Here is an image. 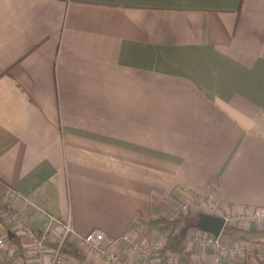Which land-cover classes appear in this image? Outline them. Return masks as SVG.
I'll return each mask as SVG.
<instances>
[{
	"label": "crops",
	"instance_id": "0c3cea01",
	"mask_svg": "<svg viewBox=\"0 0 264 264\" xmlns=\"http://www.w3.org/2000/svg\"><path fill=\"white\" fill-rule=\"evenodd\" d=\"M0 181L70 220L63 264H141L149 220L191 199L209 213V192L234 215L264 208V0H0ZM93 228L129 235L119 262L77 246ZM12 233L0 222V264H35Z\"/></svg>",
	"mask_w": 264,
	"mask_h": 264
},
{
	"label": "built area",
	"instance_id": "2783aa9c",
	"mask_svg": "<svg viewBox=\"0 0 264 264\" xmlns=\"http://www.w3.org/2000/svg\"><path fill=\"white\" fill-rule=\"evenodd\" d=\"M20 198L37 212L43 214L45 221L41 230L28 226L22 219L21 213L15 204L16 200ZM192 201L194 200H184L168 219L171 220L179 214L187 212ZM196 202L207 205L210 210L209 213L222 217L224 226L227 224L236 225L240 221L264 225V208L253 209L251 213L245 216L234 215L219 201L215 200L211 192L204 197H198ZM0 222L5 224L14 234L23 235L26 254L32 257L35 264L64 263L65 255L62 254V246L75 233L70 220L57 217L37 203L21 196L13 187L5 185L1 181ZM221 231L214 235L199 229L196 233L186 236L185 242L189 253L186 255V259L189 264H237L243 262L242 260L252 262L255 260L256 253L263 251L255 243H250L242 237L224 236ZM165 234V232L159 233L149 247L141 249V254L144 257L141 264H150L149 255L152 252L157 254L160 252ZM76 238L78 240L77 245L83 252H96L105 261L111 263L119 262V256L114 251L113 244L117 240H130L127 233L117 238L107 235L100 228H93L83 234L77 233ZM0 246H6L2 235H0ZM134 246L136 247V245ZM209 254L215 257L214 261L208 258Z\"/></svg>",
	"mask_w": 264,
	"mask_h": 264
},
{
	"label": "trees",
	"instance_id": "16d2710c",
	"mask_svg": "<svg viewBox=\"0 0 264 264\" xmlns=\"http://www.w3.org/2000/svg\"><path fill=\"white\" fill-rule=\"evenodd\" d=\"M3 183V182H2ZM191 212V211H189ZM192 214L198 215L199 211L191 212ZM191 213L184 214L181 213L173 219H168V217H156L149 220V223H154L158 226L160 232H165V239L163 245L158 253L159 263L160 264H189V261L186 259V255L189 254L187 251V246L185 242V238L187 236L186 230L190 227H194L195 221H191L187 223L188 219L192 218ZM5 225V224H4ZM238 225L227 224L223 227L221 234L225 236H233L236 232H239ZM9 229V228H8ZM12 233V231H11ZM13 234V233H12ZM16 235V236H15ZM13 234L11 237L13 239L14 244H17L22 252L23 249V235ZM15 236V237H14ZM243 238V237H242ZM244 239L248 240L250 243H255L259 241H251L244 237ZM21 242V243H20ZM78 246V245H77ZM261 248H263L262 252H257L255 255V260L250 262L247 260H242L246 264H252L258 261L259 256H264V246L258 244ZM62 254H70L73 256H78V250L75 246L66 241L62 246Z\"/></svg>",
	"mask_w": 264,
	"mask_h": 264
},
{
	"label": "water",
	"instance_id": "95a60500",
	"mask_svg": "<svg viewBox=\"0 0 264 264\" xmlns=\"http://www.w3.org/2000/svg\"><path fill=\"white\" fill-rule=\"evenodd\" d=\"M224 226V219L208 212H199L194 227L217 235Z\"/></svg>",
	"mask_w": 264,
	"mask_h": 264
},
{
	"label": "rangeland",
	"instance_id": "374dc122",
	"mask_svg": "<svg viewBox=\"0 0 264 264\" xmlns=\"http://www.w3.org/2000/svg\"><path fill=\"white\" fill-rule=\"evenodd\" d=\"M198 210H201V209H198ZM202 211V210H201ZM200 211V212H201ZM198 212V211H197ZM188 213H191V212H189V210L187 211V212H185V214H188ZM191 215H192V218L191 219H188V221H187V223H189V222H191V221H195L196 222V220H197V218H198V215H195V213H191ZM188 234H192V233H187V235ZM247 237L249 238V240H251V241H257V237H255V236H253V234H249V235H247ZM263 241H264V239H262ZM257 244H259L258 242H256ZM261 246H264V243H262L261 242V244H260ZM263 249V248H262Z\"/></svg>",
	"mask_w": 264,
	"mask_h": 264
}]
</instances>
